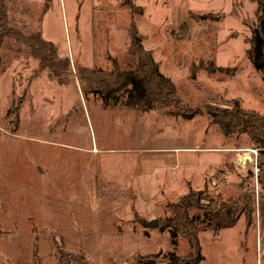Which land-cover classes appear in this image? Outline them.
Returning <instances> with one entry per match:
<instances>
[{
	"label": "rangeland",
	"instance_id": "obj_1",
	"mask_svg": "<svg viewBox=\"0 0 264 264\" xmlns=\"http://www.w3.org/2000/svg\"><path fill=\"white\" fill-rule=\"evenodd\" d=\"M9 26L70 60L61 79L23 44L0 46V264H56L57 248L90 264L186 256L159 225L190 190L236 201L253 191L252 224L198 233L200 264H264V151L224 135L207 116L238 100L264 117L263 75L247 50L250 0H6ZM130 29L171 79L192 120L163 111L103 108L85 97L78 68L127 71ZM214 69V72H210ZM57 246V247H56ZM160 263L165 261L160 260Z\"/></svg>",
	"mask_w": 264,
	"mask_h": 264
},
{
	"label": "trees",
	"instance_id": "obj_2",
	"mask_svg": "<svg viewBox=\"0 0 264 264\" xmlns=\"http://www.w3.org/2000/svg\"><path fill=\"white\" fill-rule=\"evenodd\" d=\"M6 0H0V46L5 39L12 38L23 44L30 56L38 61L40 71L47 70L51 76L61 79L69 73L70 60L60 59L55 46L44 41L39 35L25 36L9 26ZM257 4L256 25L251 30L248 60L255 72L263 75L264 82V0H250ZM129 54L136 58L134 69L123 71L114 62L113 69L78 68L77 78L85 97H96L103 108L116 109L124 106L135 112L163 111L169 117L192 120L199 111L189 110L181 101L171 79L164 76L152 54L142 46V38L136 29H130ZM210 72H214L211 69ZM209 116L226 136L245 134L253 146L264 151V117L241 108L238 100L231 102V108L207 110ZM264 189V187H263ZM253 191L246 190L236 201L224 202L220 197H212L206 204L201 203L202 192L191 191L176 205L172 206L169 217L159 225L161 231L167 230L172 245L183 238L189 245V253L184 257L174 253H157L137 256L125 264H200L203 256L199 247L198 233L233 228L244 216L247 226L252 224L254 212ZM57 247V246H56ZM56 264H90L83 255L55 251Z\"/></svg>",
	"mask_w": 264,
	"mask_h": 264
},
{
	"label": "water",
	"instance_id": "obj_3",
	"mask_svg": "<svg viewBox=\"0 0 264 264\" xmlns=\"http://www.w3.org/2000/svg\"><path fill=\"white\" fill-rule=\"evenodd\" d=\"M144 227L146 229H151V230L153 229L154 230V229H157L159 227V222L157 220H152L148 223H145Z\"/></svg>",
	"mask_w": 264,
	"mask_h": 264
}]
</instances>
